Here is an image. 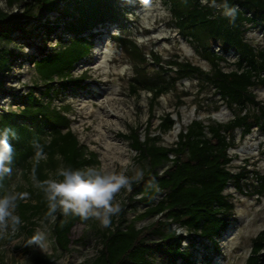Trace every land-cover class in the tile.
<instances>
[{"label":"trees","instance_id":"1","mask_svg":"<svg viewBox=\"0 0 264 264\" xmlns=\"http://www.w3.org/2000/svg\"><path fill=\"white\" fill-rule=\"evenodd\" d=\"M125 0H8L10 7L19 5L20 10L8 12L0 8V93H6V80L13 63L20 53L2 46L16 34L30 37L32 22L41 23L40 16L57 12L55 22H44L41 27L47 36L60 28L65 19L68 33L72 35L57 47L48 49L47 40L34 59L37 73L46 85L42 96L34 87L24 94L13 93L19 101V109H2L0 130L11 128L16 138L9 137L14 149L13 168H20L29 181L22 190L28 199H18L17 206L23 219L33 220L47 215L48 203L44 194L34 186L33 172L39 180L55 173L60 161L73 169H84L100 163L96 152L82 143L72 128L68 115L69 106L54 105L51 84L56 78L73 80V71L95 47L96 33L102 24L120 23L124 17L122 3ZM170 4L173 19L179 31L187 36L207 59L212 69L205 71L188 60H165L151 52L156 74L165 66L173 72L172 81L165 83L152 80L144 67L148 64L145 52L127 37H117L124 50L136 62L132 82L133 92L147 90L152 93L151 114L145 129V137L139 127L122 136L130 141L144 164L141 180H133L128 194L129 202L119 214L111 217V224L101 232L102 247L99 254L84 264H189L192 253L185 247L189 238L175 228H185L193 236L214 240L230 225L235 204L225 189L234 182L243 189L246 171L234 172L230 164L234 157L230 149L236 146V130L243 137L257 127L264 132V103L257 98L254 88L264 86V48L256 49L245 39L247 24L264 26V0H166ZM235 8L234 18L224 14V4ZM218 46L219 51H214ZM237 55L235 68L227 71L222 66L226 55ZM143 65V67L141 66ZM197 76L214 86L222 100L230 107L241 108L228 122L211 119L192 120L178 135L172 145L163 143V134L174 128L177 121L172 112L160 117L156 131L152 132L155 106L163 94L171 91L178 81ZM66 83V82H65ZM49 97V100H45ZM253 106L254 109H247ZM34 143L42 148L46 159L37 161ZM264 178V177H263ZM10 176L0 182V193L8 188ZM261 193L264 192V183ZM161 198L156 201L157 197ZM144 203L147 209L139 218L156 217L143 227L136 220L127 223L129 206ZM54 234L58 244L69 248L73 227L84 221L78 216L55 214ZM176 225L178 227H176ZM264 229L253 240L247 264H264ZM44 260L51 264L50 259ZM35 260L23 264H41ZM0 264H7L0 257Z\"/></svg>","mask_w":264,"mask_h":264},{"label":"rangeland","instance_id":"2","mask_svg":"<svg viewBox=\"0 0 264 264\" xmlns=\"http://www.w3.org/2000/svg\"><path fill=\"white\" fill-rule=\"evenodd\" d=\"M124 17L120 23H106L93 30L96 33L95 47L73 71V80L56 78L51 84V98L54 105H68V115L72 128L82 143L96 152L100 163L92 167L104 166L121 171L127 168V175L133 176V168H139L144 174V164L138 159V153L131 147L130 141L123 134L131 133L139 127L142 138L151 114L152 93L147 90L133 92L132 82L136 77V62L121 46L117 37H127L145 52L148 64L143 68L148 77L161 83L172 81L173 72L165 66L164 72L156 74L151 52L161 55L165 60H188L201 66L205 71L212 69L211 63L203 57L197 44L181 33L173 19L170 4L166 0H151V6H144L141 0H125L122 3ZM0 8L16 12L21 7H10L8 0H0ZM59 13L53 12L40 16V22H55ZM149 22V24H148ZM41 23L32 22L28 27L30 37L16 34L11 41L1 45L19 52L20 57L13 63L12 71L6 80V93H0V112L2 109H19V101L13 93L24 94L34 87L38 96L46 90L40 79L34 59L39 57L40 48L47 40L48 49L72 37L68 33L65 19L60 28L47 36ZM245 39L260 50L264 48V26L247 24ZM214 51H219L214 46ZM237 55L231 51L222 62L225 70L235 68ZM143 67V65H141ZM66 82V83H65ZM257 98L264 103V86L254 88ZM45 97V100H49ZM247 109L253 110V106ZM241 108L228 106L217 94L213 85L197 76L184 78L159 99L155 106L152 132L156 131L160 117L172 112L177 123L172 130L163 134V143L172 145L178 140L180 131L194 119L209 122L211 119L228 122ZM236 146L230 149L234 157L230 168L234 172L246 171L243 189L231 182L225 189L235 204L230 225L220 237L214 240L203 239L189 233L185 241L192 253L189 264H247L252 252L254 238L264 229V132L255 127L253 132L243 137L242 130H236ZM63 164L60 161L59 166ZM29 181L20 168H13L7 190L19 193L24 201L28 196L23 192ZM25 191V190H24ZM130 191L121 189L115 196V202L122 207L129 202ZM4 193H0L3 195ZM26 194V195H25ZM161 196H158V201ZM147 209L144 203L127 208V223L135 221L137 227L152 223L156 217L139 218ZM16 214L21 219L18 230H11L0 237V257L7 264H23L38 259H50L51 264H84L92 261L102 247L101 232L106 228L94 218L78 222L71 233L69 248L63 249L54 234V223L47 215H39L30 224L20 215L18 206ZM176 227H178L176 225ZM37 230L46 233L44 247L30 244L29 241ZM264 254V250H263ZM41 264H46L41 260ZM180 264H185L181 262Z\"/></svg>","mask_w":264,"mask_h":264},{"label":"clouds","instance_id":"3","mask_svg":"<svg viewBox=\"0 0 264 264\" xmlns=\"http://www.w3.org/2000/svg\"><path fill=\"white\" fill-rule=\"evenodd\" d=\"M144 6H151V0H141ZM224 14L234 18L235 8H229L224 4ZM16 138V133L11 128L0 130V182L13 172L14 149L9 137ZM37 161L46 159L39 145L34 143ZM134 175L128 176L127 168L116 171L107 167H86L84 169H73L61 164L53 175L47 179L39 180L33 172L32 180L34 186L45 196L48 203L47 217L51 223L56 221V213L59 211L64 216L69 214L78 216L83 220L94 218L102 227H109L111 217L121 211L119 202H115V196L121 189L131 191L133 180H141L143 171L133 168ZM0 187H3L0 183ZM26 195V194H25ZM23 198L13 190H5L0 195V237L11 230L15 233L21 219L16 214L17 201ZM177 234L183 232L182 228H175ZM46 233L37 230L29 243L44 247Z\"/></svg>","mask_w":264,"mask_h":264},{"label":"bare ground","instance_id":"4","mask_svg":"<svg viewBox=\"0 0 264 264\" xmlns=\"http://www.w3.org/2000/svg\"><path fill=\"white\" fill-rule=\"evenodd\" d=\"M148 24H149V22H148Z\"/></svg>","mask_w":264,"mask_h":264}]
</instances>
